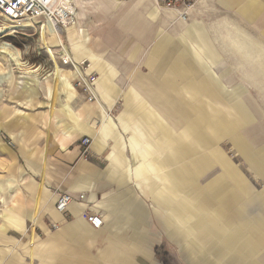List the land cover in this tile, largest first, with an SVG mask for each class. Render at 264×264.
I'll use <instances>...</instances> for the list:
<instances>
[{"label": "crops", "instance_id": "1", "mask_svg": "<svg viewBox=\"0 0 264 264\" xmlns=\"http://www.w3.org/2000/svg\"><path fill=\"white\" fill-rule=\"evenodd\" d=\"M90 2L76 0L78 21L84 19ZM219 2L233 10L240 8L242 0ZM252 5L240 9L239 15L256 23L259 9ZM159 14L157 7H151L148 17L157 22ZM164 18L180 21L181 37L193 45L181 38L184 49L167 53L171 39L159 31L145 69L131 81L95 51V40L87 30L77 26L67 30L74 58L89 59L98 75L100 104L85 101L72 85V72L65 75L57 69L60 81L53 80V85L46 81L48 101L52 103L57 94L74 100L77 108H56L53 118L44 114V135L42 130L30 145L34 158L27 153L24 157L32 176L44 178L43 183L33 180L28 188L35 196L29 216L38 221L41 207L40 216L48 215L52 222L51 228L38 221L39 227L47 226L43 230L49 237L47 249L37 252L42 264H68L65 251L62 255L67 247L77 252L73 264H102L87 262L88 248L92 251L100 241L114 246L102 252L100 260H124L123 244L126 253H139L135 264H151L144 229L159 225L151 209L160 214V225L172 240L185 233L181 250L190 264H264V185L258 191L221 148L228 139L256 176L264 177V142H251L245 131L258 120L251 98H242L245 92L225 86L210 67L220 55L199 22L186 24L171 13ZM240 33L246 39L232 43L240 57L234 65L248 69L247 79L264 92V41ZM261 34L264 40V30ZM229 74L226 69L223 76ZM29 96L27 102L38 100L39 89L33 88ZM120 99L122 107L112 118L110 112ZM85 137L91 139L89 160L81 156L80 142ZM5 183H0V192L13 190L17 182ZM57 193H69L75 199L84 193L86 200L73 202L63 214L55 207ZM87 208L102 214L101 228L87 222ZM13 225L26 230L23 220ZM53 225L57 226L54 231ZM38 238L30 234L31 255ZM19 263L14 259L8 264Z\"/></svg>", "mask_w": 264, "mask_h": 264}, {"label": "rangeland", "instance_id": "2", "mask_svg": "<svg viewBox=\"0 0 264 264\" xmlns=\"http://www.w3.org/2000/svg\"><path fill=\"white\" fill-rule=\"evenodd\" d=\"M250 4L259 9L258 12L256 11L257 13L255 12L256 23L248 22L239 15L241 12L239 10ZM151 7H157L152 0H91L85 11L84 19H79L77 27H81L86 33L89 32V36L93 41L95 40V51L102 53L105 59L117 68L120 75L126 72L128 81L134 80L138 73L145 69L143 64L152 55L151 52L157 41L159 31H163V34L171 39L167 53H174L173 50L178 47L184 49V45H180L182 38L181 22L176 18L167 22L164 18L170 13L177 15L157 7L160 13L159 18L157 22H153L148 17ZM77 12H79L78 5ZM193 21L199 22L206 30L210 42L214 43L217 53L220 55V58L214 61V65L211 66L210 62H207L217 76L222 78V83L233 88L234 91L240 89L245 92L242 98H251V106L258 116L257 121L245 127L251 142L257 144L264 142V92L261 90V86L247 79L248 69L234 65L240 57L234 53L236 48L232 45L233 41L246 39L240 32L254 41H264L261 34L264 30V0H242L240 8L233 10L225 8L219 0H203L189 16L186 24H191ZM0 24L4 23L0 22ZM41 33L39 29L32 28L17 31L8 29L6 33L0 36L2 37L0 43L10 44L14 49L12 51L14 53L19 52L21 58L16 62L7 55H0V183L4 184L8 179L17 182L13 190L6 188L4 192H0V264H8L14 259H18L21 264H42L43 260L37 252L47 249L45 243L49 237L43 228L51 227L52 222L48 215L40 216L41 207L37 208L38 221L45 222L47 226L39 227L40 223L31 220L29 216L35 209L33 203L35 196L30 193L28 188L30 184L33 185V180L37 183H43L44 178L41 180V178L32 176L33 174L29 172L28 163L24 157L27 153L34 158L33 146L30 145L33 144L32 142H36V136L42 130V135H44V128H46L44 121L47 113H50L53 118L57 112L56 108L65 107L72 111L73 108H77L76 103H73L74 100L57 94L52 103L47 100L46 81L50 80L51 85H53V80L58 83L61 79V71H54V62L51 58L49 59V55L42 48L41 41L46 43V38L45 34ZM63 39H65L64 44L73 51L67 38V32L63 35ZM181 41L184 39L182 38ZM184 42L193 45L189 40ZM45 46L50 49L46 44ZM54 47L56 48V46ZM50 53L54 56L52 51ZM59 55L60 52L58 51L57 57ZM57 62L59 64L58 59ZM226 63L229 65L226 66ZM61 69L65 75L71 73L65 68L61 67ZM226 69L230 72L227 78L225 77ZM55 72H58L57 77L53 75ZM239 85L242 86V89L238 87ZM33 88L39 89L38 100L27 102L26 100L29 99V94ZM121 107L122 101L120 99L116 107L111 110L110 116L116 118ZM40 117H42L41 121H39ZM221 148L232 159L241 173L254 182L257 190H262L264 177L258 178L256 176L243 158L238 155L228 139L222 141ZM218 172L220 171L218 170ZM1 197H4L6 202ZM148 204L151 207V202ZM151 211L154 216L153 219H155L154 222L159 223V225L144 229L147 231L145 232L148 237L146 246L151 254V264H190V258L181 250L187 239V237L183 239L185 233L179 239L172 240L163 226L160 225V214H157L155 210L151 209ZM18 220H23L25 231L18 230L13 225ZM56 228L57 226L53 225L52 231ZM30 234L39 236L38 242H35L34 255L30 254ZM111 246L112 243L100 241L97 248H93L92 251L88 248L89 259L87 258V262L93 263L95 260L102 264H135L139 253L137 251L126 253L127 245L123 246V244L120 245V249L125 250V253H122L124 260L117 262L114 259L102 258L100 260L102 252L113 249L114 246ZM64 251L67 261H70L68 264H73L77 260V252L67 247L62 250V255H64ZM91 256H94L93 259Z\"/></svg>", "mask_w": 264, "mask_h": 264}, {"label": "built area", "instance_id": "3", "mask_svg": "<svg viewBox=\"0 0 264 264\" xmlns=\"http://www.w3.org/2000/svg\"><path fill=\"white\" fill-rule=\"evenodd\" d=\"M152 1L159 9L169 10L181 20L187 21L203 0ZM0 18L11 22L15 26L13 28L15 31L32 28L42 32V29L45 28L46 35L54 33L63 36L68 28L79 24L77 6L73 0H0ZM59 52V65L75 75L72 85L84 94L88 102L100 104L97 92L98 75L91 69V63L87 59L76 60L71 50L65 51L61 48ZM90 144L89 137L83 138L80 142L81 156L85 160H89L91 157ZM85 200L84 193H80L78 199L69 193H57L55 207L58 212L64 214L73 202L84 204ZM85 217L94 229H99L104 224L102 214L92 211L90 208L86 209Z\"/></svg>", "mask_w": 264, "mask_h": 264}, {"label": "bare ground", "instance_id": "4", "mask_svg": "<svg viewBox=\"0 0 264 264\" xmlns=\"http://www.w3.org/2000/svg\"><path fill=\"white\" fill-rule=\"evenodd\" d=\"M73 1L75 3V6H77L76 0H73ZM77 14H78V12H77ZM0 22H3L4 23V24H0V36L2 34H4V32L7 31L8 29L15 28V26L12 25V23L9 22L6 19L0 18ZM29 26L31 27L32 25L30 24ZM72 27H74V26H72ZM72 27H70V28H72ZM70 28H68V29H70ZM78 28L81 29L80 27H78ZM44 29L45 28L42 29V33L45 34L46 43H45V41H41L42 42V46H43L42 48H44L45 49V52L49 55V59L51 58V60L54 62V65H55L54 71L57 70V69H60L61 70V67L59 66V64L57 62V59H58L57 52L61 48L63 50H65V51H68L69 48L64 44L65 43V39H63V36H61L59 34H54V33H51V32H50L51 33L50 35H46V31ZM0 38H2V37H0ZM44 43L50 49H47ZM54 46H56V48ZM12 50H14V49H12V47H11L10 44L0 43V55H7V56H9V58L11 60L18 62V60L21 59L20 58V55H19V52L18 53H14V51H12ZM50 51H52L54 53V56L55 57L51 55ZM85 59H87V58H85ZM87 60L90 62L89 59H87ZM78 61H81V60H78ZM91 68H92V63H91ZM53 75L55 76V73H53ZM53 78H55V77H53Z\"/></svg>", "mask_w": 264, "mask_h": 264}]
</instances>
